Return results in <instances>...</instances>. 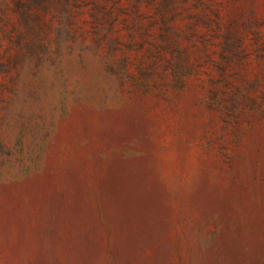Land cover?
Listing matches in <instances>:
<instances>
[{
    "label": "rangeland",
    "instance_id": "rangeland-1",
    "mask_svg": "<svg viewBox=\"0 0 264 264\" xmlns=\"http://www.w3.org/2000/svg\"><path fill=\"white\" fill-rule=\"evenodd\" d=\"M0 264H264V0H0Z\"/></svg>",
    "mask_w": 264,
    "mask_h": 264
}]
</instances>
